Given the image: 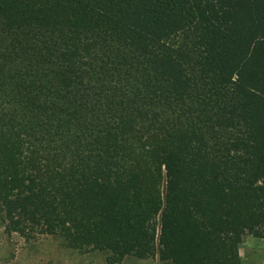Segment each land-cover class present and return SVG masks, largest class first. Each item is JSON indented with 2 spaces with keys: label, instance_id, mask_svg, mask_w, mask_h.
<instances>
[{
  "label": "trees",
  "instance_id": "trees-1",
  "mask_svg": "<svg viewBox=\"0 0 264 264\" xmlns=\"http://www.w3.org/2000/svg\"><path fill=\"white\" fill-rule=\"evenodd\" d=\"M0 227L107 264H242L264 0H0Z\"/></svg>",
  "mask_w": 264,
  "mask_h": 264
},
{
  "label": "rangeland",
  "instance_id": "rangeland-1",
  "mask_svg": "<svg viewBox=\"0 0 264 264\" xmlns=\"http://www.w3.org/2000/svg\"><path fill=\"white\" fill-rule=\"evenodd\" d=\"M134 146V139L129 143ZM128 143V144H129ZM130 146L127 145V149ZM131 150V149H130ZM242 264H264V240L251 236L239 247ZM0 264H107L105 254L98 251H80L69 248L60 237L41 236L25 241L14 235L7 237L0 227ZM120 264H162L157 258L138 260L127 258Z\"/></svg>",
  "mask_w": 264,
  "mask_h": 264
}]
</instances>
